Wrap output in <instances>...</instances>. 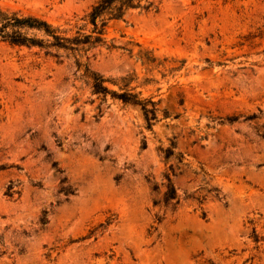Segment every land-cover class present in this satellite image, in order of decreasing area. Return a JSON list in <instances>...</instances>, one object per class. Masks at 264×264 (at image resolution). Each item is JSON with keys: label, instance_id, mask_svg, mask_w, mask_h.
Returning <instances> with one entry per match:
<instances>
[{"label": "rangeland", "instance_id": "obj_1", "mask_svg": "<svg viewBox=\"0 0 264 264\" xmlns=\"http://www.w3.org/2000/svg\"><path fill=\"white\" fill-rule=\"evenodd\" d=\"M97 1L0 10L72 38ZM147 2L85 52L0 38V264H264V0ZM84 67L153 101L151 129Z\"/></svg>", "mask_w": 264, "mask_h": 264}, {"label": "trees", "instance_id": "obj_2", "mask_svg": "<svg viewBox=\"0 0 264 264\" xmlns=\"http://www.w3.org/2000/svg\"><path fill=\"white\" fill-rule=\"evenodd\" d=\"M151 8V4L147 0H98L95 5L91 8L86 18L88 23L92 26L90 34H76L75 37L68 38L62 37L57 34L56 30L51 28L46 22L36 19L34 17L18 18L14 15H7L0 10V38L3 41H7L12 45L22 46H36L38 48H56L62 50H68L71 52H85L87 49L92 47L94 44L103 43V32L107 23L110 21L121 20L124 15L132 10H144L148 11ZM33 29L42 32L45 36L51 39L49 42H44L39 39L27 38L25 35L20 33L21 29ZM12 30L10 33L7 30ZM155 61L152 57H145L146 63H153ZM78 66H81L78 64ZM85 68V67H84ZM85 73L91 80L92 91L95 95L106 97L107 95L113 99H116L124 104L139 107L143 119L145 122V128L150 130L156 120V104L151 100L140 99L138 94L132 93L125 89L127 83L124 84V88L120 89V92L109 90L105 83L108 81L103 79L97 73H91L85 68ZM126 81V78H121V82ZM256 115L248 117L249 120L256 119ZM238 120V116H231L223 119L227 123H234ZM263 137V136H262ZM174 145L171 144L169 148L163 151L164 159L167 161L174 155ZM177 162L181 163L182 156L176 157ZM56 169V164H53ZM57 172L61 173L60 170L56 169ZM167 185L159 201H154L156 205L160 203L163 207H170L172 210L175 209L180 202L179 197L176 194V190L172 186L169 177H166ZM156 188L154 187L153 190ZM67 192V191H66ZM199 205L202 204L203 199L199 201L195 199ZM202 218L205 217V213H201ZM254 241L257 237L254 235Z\"/></svg>", "mask_w": 264, "mask_h": 264}]
</instances>
